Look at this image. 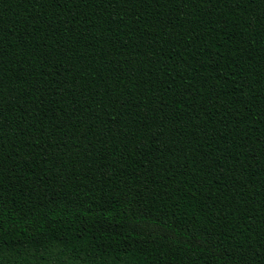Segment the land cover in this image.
Returning a JSON list of instances; mask_svg holds the SVG:
<instances>
[{
  "label": "trees",
  "instance_id": "1",
  "mask_svg": "<svg viewBox=\"0 0 264 264\" xmlns=\"http://www.w3.org/2000/svg\"><path fill=\"white\" fill-rule=\"evenodd\" d=\"M0 264H264V0H0Z\"/></svg>",
  "mask_w": 264,
  "mask_h": 264
}]
</instances>
